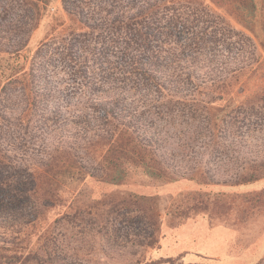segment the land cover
Listing matches in <instances>:
<instances>
[{
  "label": "trees",
  "instance_id": "obj_1",
  "mask_svg": "<svg viewBox=\"0 0 264 264\" xmlns=\"http://www.w3.org/2000/svg\"><path fill=\"white\" fill-rule=\"evenodd\" d=\"M17 3L32 10L23 7L17 12ZM45 4L44 0H0V18L11 19L14 12L15 22L9 20L7 31L21 29L25 34L39 22ZM214 4L215 9L202 1L119 0L114 6L107 0H61L79 28L54 47L42 43L28 56L26 39L0 43V60L12 61L0 68V264H80L66 257L52 237L58 223L97 203L82 197L87 178L118 185L134 169L151 178L179 175L161 129L173 124L177 114L170 112L172 108H190L183 103L189 98L184 95L185 81L207 82L213 74L224 75L229 64L252 66L245 63L244 51L232 53L236 44L254 53L260 48L254 62L264 70V2ZM217 8L229 13L241 29L217 14ZM216 46L223 50L220 59H208V49ZM53 58L62 63L70 85L82 88V97H58L59 89L49 86L46 69ZM260 80L264 82V77ZM262 85L257 88L263 94ZM17 86L28 92L19 117L14 115ZM151 108L162 113L156 114L158 122L147 115ZM250 108L253 112L254 106ZM204 119L220 131L228 123L224 114L206 110ZM14 120L32 122L46 143L41 155L24 148ZM261 177L264 171L253 169L240 173L234 183ZM142 196L122 201L134 204L133 198L146 199ZM191 200L182 211L184 217L207 212L208 200ZM153 210L148 219L156 222L160 217ZM180 257H162L149 264H183Z\"/></svg>",
  "mask_w": 264,
  "mask_h": 264
},
{
  "label": "rangeland",
  "instance_id": "obj_2",
  "mask_svg": "<svg viewBox=\"0 0 264 264\" xmlns=\"http://www.w3.org/2000/svg\"><path fill=\"white\" fill-rule=\"evenodd\" d=\"M44 1L39 22L28 33L23 34L21 29L7 31L9 20L15 22L14 12L11 19L0 18V43L26 39L29 56L42 43L54 47L63 36L78 30L62 8L61 0ZM107 1L114 6L119 2ZM179 1H202L214 8V3L227 0ZM23 7L32 10L30 5L14 4L17 12L21 13ZM215 11L241 29L223 8ZM27 20L33 23L28 17ZM232 49V53L244 51L245 63H253L252 66L229 64L224 75L213 74L207 82L185 81L184 95L189 98L183 103L190 108L181 111L178 106L172 108L170 112L177 114L173 124L161 129L168 151L177 161L179 175L151 178L134 169L118 185L87 178L82 183V197L97 203L87 206L81 215H70L58 223L52 237L66 257L80 264H149L162 257L182 254L179 260L183 264H256L260 261L264 264V177L234 183L240 173L253 169L264 171V93L257 88L264 85L260 80L264 70L254 62L261 49L254 53L252 48L237 44ZM222 54V48L216 46L208 49L207 55H211L208 59H220ZM215 61L212 62L217 65ZM11 62L0 60V68ZM29 66L28 58L25 69ZM62 69V63L53 58L46 69L49 86L59 89L62 96L58 97H82V88L70 85ZM204 70L201 68V74ZM236 76L239 81L235 80ZM27 95L21 86L14 90L13 99L18 103L15 116H20L22 101ZM240 103L244 106L237 110L235 107ZM250 105L254 106L253 112ZM148 110L147 115L158 122L156 114L162 113L154 108ZM205 110L224 114L228 121L226 129L220 131L213 121L208 124L204 119ZM13 122L16 137L24 148L28 146L29 153L41 155L46 143L41 142L32 122ZM135 195L146 199L133 198L134 204L122 201ZM192 198L208 200L209 208L207 212L197 211L184 217L182 211L192 204ZM150 207L160 217L156 222L148 219Z\"/></svg>",
  "mask_w": 264,
  "mask_h": 264
}]
</instances>
